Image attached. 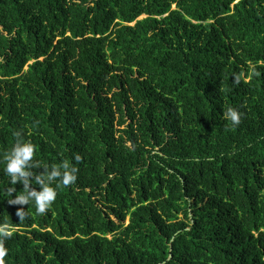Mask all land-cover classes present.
<instances>
[{
	"label": "trees",
	"instance_id": "16d2710c",
	"mask_svg": "<svg viewBox=\"0 0 264 264\" xmlns=\"http://www.w3.org/2000/svg\"><path fill=\"white\" fill-rule=\"evenodd\" d=\"M17 131L35 174L78 168L46 214L8 202ZM0 248L3 264H264V0H0Z\"/></svg>",
	"mask_w": 264,
	"mask_h": 264
},
{
	"label": "clouds",
	"instance_id": "9594fccd",
	"mask_svg": "<svg viewBox=\"0 0 264 264\" xmlns=\"http://www.w3.org/2000/svg\"><path fill=\"white\" fill-rule=\"evenodd\" d=\"M223 117L230 122L232 127H237L241 123V114L233 108H228L223 112ZM14 136L16 137L15 143L5 156L6 166L4 171L10 177L12 184L16 185L19 182L23 185V190L8 202L21 206H29L34 203L38 214H46L51 209L57 196L56 189L52 187L53 183L57 187L74 185L77 180L78 168L68 161H63L60 165L52 166L50 169L45 165L42 174H35L32 169L40 167L38 162L34 160L35 145L30 141H26L22 132L17 131ZM81 159L82 157L79 154L74 155L77 164L81 162ZM33 180L39 186V191L30 187ZM13 193H16L15 187L9 190L11 196ZM26 212L21 209L16 214L20 219H23ZM6 235L10 236L11 233ZM5 254V250L0 248V258ZM0 264H3L2 259H0Z\"/></svg>",
	"mask_w": 264,
	"mask_h": 264
}]
</instances>
